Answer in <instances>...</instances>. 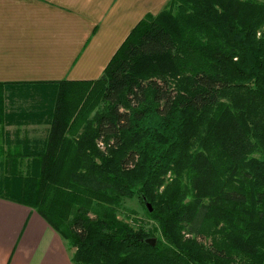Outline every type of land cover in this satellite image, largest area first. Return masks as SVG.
<instances>
[{"label": "trees", "instance_id": "trees-1", "mask_svg": "<svg viewBox=\"0 0 264 264\" xmlns=\"http://www.w3.org/2000/svg\"><path fill=\"white\" fill-rule=\"evenodd\" d=\"M28 125L0 198L73 264H264V1L169 0L96 80L0 83V126Z\"/></svg>", "mask_w": 264, "mask_h": 264}, {"label": "crops", "instance_id": "crops-1", "mask_svg": "<svg viewBox=\"0 0 264 264\" xmlns=\"http://www.w3.org/2000/svg\"><path fill=\"white\" fill-rule=\"evenodd\" d=\"M167 1L0 0V83L96 80L135 25ZM42 134L37 125L0 126V149L8 137ZM0 264L73 263L36 211L0 198Z\"/></svg>", "mask_w": 264, "mask_h": 264}, {"label": "rangeland", "instance_id": "rangeland-1", "mask_svg": "<svg viewBox=\"0 0 264 264\" xmlns=\"http://www.w3.org/2000/svg\"><path fill=\"white\" fill-rule=\"evenodd\" d=\"M168 1H169V0H168ZM168 1H167V2H168ZM258 1H262V2H263L264 0H258ZM167 2H166V3H167ZM166 3H165V4H166ZM165 4H164V6H165ZM164 6H163V7H164ZM162 9H163V8H162ZM162 9H161V10H162ZM155 11H157V10H155ZM155 13L158 14L159 12H155ZM150 15H153V16H154V15H156V14L151 13ZM43 135H44V134H42V136H43ZM126 206H127V207H130V208H132V209H134L136 212L138 211L139 214H140L141 216L144 215V212H143V210L141 209V207H140V205L138 204L137 201H134V200H133V201H129V202L126 204Z\"/></svg>", "mask_w": 264, "mask_h": 264}, {"label": "water", "instance_id": "water-1", "mask_svg": "<svg viewBox=\"0 0 264 264\" xmlns=\"http://www.w3.org/2000/svg\"><path fill=\"white\" fill-rule=\"evenodd\" d=\"M148 207L150 208V206L148 205ZM155 242H156V239L155 238H151V239H147L146 240V243L151 245V246H154L155 245Z\"/></svg>", "mask_w": 264, "mask_h": 264}]
</instances>
